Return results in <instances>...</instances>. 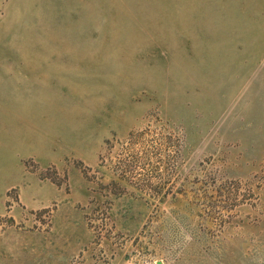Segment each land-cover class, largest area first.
<instances>
[{"label": "rangeland", "instance_id": "rangeland-1", "mask_svg": "<svg viewBox=\"0 0 264 264\" xmlns=\"http://www.w3.org/2000/svg\"><path fill=\"white\" fill-rule=\"evenodd\" d=\"M0 264H264V0H0Z\"/></svg>", "mask_w": 264, "mask_h": 264}]
</instances>
